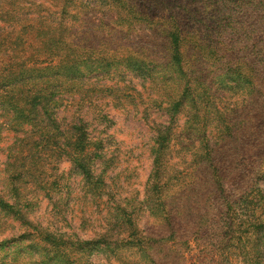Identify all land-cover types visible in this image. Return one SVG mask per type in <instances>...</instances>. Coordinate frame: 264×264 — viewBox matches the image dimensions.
I'll list each match as a JSON object with an SVG mask.
<instances>
[{"label": "rangeland", "instance_id": "1", "mask_svg": "<svg viewBox=\"0 0 264 264\" xmlns=\"http://www.w3.org/2000/svg\"><path fill=\"white\" fill-rule=\"evenodd\" d=\"M231 1L225 40L210 0H0V264H264V0Z\"/></svg>", "mask_w": 264, "mask_h": 264}, {"label": "trees", "instance_id": "2", "mask_svg": "<svg viewBox=\"0 0 264 264\" xmlns=\"http://www.w3.org/2000/svg\"><path fill=\"white\" fill-rule=\"evenodd\" d=\"M233 1L231 0H210V5L205 4V7L207 8H212L213 13L217 12L218 14H222V20L221 22L214 27H211L210 30L212 31H217L218 28L222 29L221 31H217L216 35H218L220 38L223 39H229L232 35L235 36H240L242 29H243V24L239 22L238 20V14L235 9L231 7V3ZM219 3V4H218ZM261 9L259 8L260 12V17L255 20V25L260 29V31L264 32V5H260ZM256 13H257V8H256ZM187 17L192 16L193 11L191 10H186ZM258 14V13H257ZM253 25V24H252ZM242 27V28H239ZM172 47H173V55H172V62L178 66L180 69H183V54L181 51V42L182 40L180 39L178 34L172 35ZM262 38V37H261ZM260 38L261 42H259V52L262 55L264 53V48H263V40ZM259 62V61H258ZM260 65L262 68L261 74L264 73V57L260 60ZM39 111H36L38 113ZM262 118L264 119V103L260 107V113H259ZM264 129V124L262 126L260 125L258 129V134L257 136L259 137V144L257 143L256 148L259 149V155L257 154L255 158L259 161L260 163L264 164V133L262 131ZM258 141V138H257Z\"/></svg>", "mask_w": 264, "mask_h": 264}]
</instances>
